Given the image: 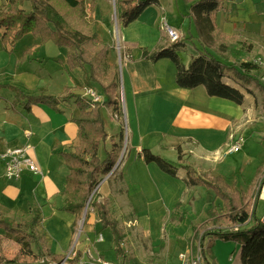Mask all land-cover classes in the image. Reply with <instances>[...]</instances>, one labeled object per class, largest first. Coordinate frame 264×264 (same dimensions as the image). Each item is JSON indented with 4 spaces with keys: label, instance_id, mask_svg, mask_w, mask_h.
<instances>
[{
    "label": "rangeland",
    "instance_id": "374dc122",
    "mask_svg": "<svg viewBox=\"0 0 264 264\" xmlns=\"http://www.w3.org/2000/svg\"><path fill=\"white\" fill-rule=\"evenodd\" d=\"M90 1L84 0V9L88 12L91 10ZM162 2L166 10H169V5L173 3V0H162ZM185 2L187 3L185 0H174L173 11L171 12L169 10L168 13L177 15L175 21L176 23H180L179 31L182 32L189 29V33L192 35L183 38L185 41V49L179 52L182 62L187 64L190 55L195 53V47L199 44L193 39L195 37L193 21L190 18V22L182 19L181 15L186 10ZM94 3L95 6L92 12L93 26L91 30L96 32L98 39L109 44L108 54L117 66L119 75V88L117 90L118 109H113L112 105L103 104L107 98L102 91L100 81L93 82L89 86L82 80L81 85L88 88L94 87L96 93L97 91L101 92L100 94L97 93L101 96V99L95 104L100 105V115L105 120L106 131L112 135L122 131L121 139L119 140L120 149L116 159V161L119 160V164L114 173L107 178L108 180L105 179L106 183L104 184V188L101 187L100 191L105 195L106 187H109L108 181L113 183L114 189H118L114 193L125 189L126 185L123 186L120 179V171H122L128 180L126 183L127 189L129 187V194H126L128 197L127 200L133 204L135 211L125 210L126 201L124 198H121L113 202L115 211L112 213L108 207V199H99L98 191H96L98 202L107 205V208L112 214L111 216L117 222V226L124 233L119 258L114 249L115 243L112 240V234L109 229L100 228L101 224L96 214V208L91 203L96 188L93 189L86 200L85 206L87 204V208L85 209V213L83 209L75 220L73 227V241L75 242L72 245L75 246V244L86 240L88 233L87 225L90 224L94 225L95 229L92 230L93 232L90 231L88 233L87 245L85 246L91 250L92 256L103 258L102 255H98L99 251H103L107 260L117 264H157L158 257L162 255L163 240L169 241V239L175 238L181 245H185L179 249L183 252L187 251L185 248L188 240L190 242L192 238L193 242L191 247L193 251L197 248L201 230H197L195 233V227L197 228L199 223L206 218V210L214 198V192L212 189L202 185L189 186L184 181L185 174L181 179L170 176L160 170L156 164L150 163L149 165H145L146 163L137 157L136 145L142 139L145 144L143 146L149 148L153 154L159 155L173 163L177 159L175 149L169 146H166V148L163 147L161 140H166L169 136H172V129L177 125H180L179 128H181L182 123L187 121L188 117L192 114L187 109L186 104L181 101L180 94L176 90L177 86L174 81L175 67L169 58H161L156 62L147 61L148 66L145 68H143L145 64L133 65L131 78L145 92V95L142 97L146 104L144 110L140 111L137 108L135 112L133 101L129 99L126 91L128 90L129 77L126 71L125 60L123 59V34H127L126 36L129 38L131 44H143V47L147 49L154 48L155 44H157V38L160 36L169 41L164 31L162 35L160 34L158 21L159 7L150 5L146 7L135 22H131L127 26H121L116 19L115 0H95ZM17 6L21 7L25 12L31 9L28 1H20ZM0 10L2 13L8 12V8L3 0H0ZM66 56L67 50L65 47H60L52 41L43 43L40 37L32 33H26L14 43H11L9 37H5V39L1 38L0 30V85H5L0 86V103L6 105L8 101L10 103L14 101L16 92L12 87L20 90L17 81H15L16 78L23 74L24 71L32 70V68L38 70L39 76L42 73L43 77H45L43 83L52 78V85L49 89L50 93L59 92L61 88L57 85L59 82L61 86L64 84L63 82H66L68 85H73L75 82H78L77 76L82 74L83 78V71L87 69L74 68L77 70L76 74L74 69L65 63ZM132 58L135 60L141 58L143 60L140 48L133 50ZM252 58L260 67V71L256 76L258 79L261 74H264V65L263 62L259 63L261 61L259 57ZM50 76L52 77L50 78ZM254 83L253 81H248L246 87L242 90L248 96L253 95V111L261 112L263 110L261 108L263 93ZM54 85L57 87H54ZM37 93H45V91L40 89ZM78 94L92 103L84 91ZM95 104H90V107L93 108ZM73 109L78 114V108L74 107ZM203 112L206 116L208 115L206 109ZM247 128L239 133L237 131V134H241L245 139L239 151L228 153L226 151V145L222 144L218 147L217 159H213L214 152L209 153L210 164L216 166L215 172L227 173L226 176L232 179L234 178L237 182H241V184L244 181L249 182L258 168L257 166L264 163V139L255 134L259 132L258 130L261 131L264 129V120L261 119L260 122H256L253 126H248ZM250 129L254 131L252 132ZM182 146L187 149L189 144L184 141ZM110 149L111 141L109 138L101 141L98 146L99 158L104 160ZM122 149L124 154H121ZM189 165L192 166L191 164ZM152 167L155 169V172L152 170ZM179 170L180 174L185 173V169L180 168ZM159 173L163 176L162 178L157 176ZM103 178L104 176L99 178V182ZM10 182L13 181H8V183ZM103 189L104 193L102 191ZM168 189H171L170 196H176L175 202L177 200H181L182 202V208L178 210L182 213V219L179 222L178 220L176 221L178 224L170 220L175 215L172 213L170 216V214L175 211L178 204L173 205V208L169 206L171 202H173L172 204L175 202L170 197H166L169 196L165 194ZM112 205L111 208H113ZM171 208L172 211H170ZM256 209L257 213L263 211L264 200H258ZM0 210L9 217L12 223L19 222L21 220V214L26 213H20L18 210L5 212V207L0 208ZM87 212L89 219L93 220L95 218L91 223L88 220L86 223L84 222ZM179 227L180 229H178ZM11 233V235L5 234L4 230L0 228V250L3 251L6 257L19 260L24 264H31L37 259L41 261L40 254L42 252L39 249V244L42 245L40 241V228L34 236L29 237L28 241H30L32 251L26 250L16 240L14 235L18 232ZM100 234L103 239L98 241L97 238ZM169 236L172 238H169ZM216 240L213 241L212 247ZM223 245L225 246L224 243H219L215 246L218 248L221 257L228 256V253L233 252L231 247L227 248ZM212 247L211 253L213 254ZM177 251L176 249L175 254ZM162 262L160 261L159 264H162ZM79 264H93V261L91 258L84 256L80 259Z\"/></svg>",
    "mask_w": 264,
    "mask_h": 264
},
{
    "label": "trees",
    "instance_id": "16d2710c",
    "mask_svg": "<svg viewBox=\"0 0 264 264\" xmlns=\"http://www.w3.org/2000/svg\"><path fill=\"white\" fill-rule=\"evenodd\" d=\"M20 1H28L31 9L25 12L17 6ZM3 2L8 12L2 13L0 10L2 39L9 37L10 42L14 43L22 35L32 33L40 37L43 43L52 41L60 47H65L67 50L65 63L73 69H87L83 71V80L86 84L90 86L93 82L100 81L102 91L107 98L103 104L112 105L113 109H118L117 66L107 61L109 44L98 39L96 32L91 30L95 0L90 1V12L84 9V0H3ZM189 2L191 3L188 16L194 23L196 39L201 48H195V53L190 55L187 65L182 62L179 55V52L185 49V41L181 38L169 42L160 36L154 48L140 47L141 57L151 62L169 58L175 67L174 81L177 87L192 89L202 85L209 96L227 99L238 105L244 101V94L239 88L243 89L248 81H253L263 93L261 108L264 110V84L260 82L259 77L258 79L256 77L260 68L258 63L252 59L242 60L241 52L230 47L231 43H228L221 35L213 34L215 27L212 13L221 7L222 0H195L193 2L189 0ZM114 4L118 24L127 26L139 17L146 7L159 5V1L115 0ZM233 43H241L244 46L247 44L250 48L252 47L250 43L236 39ZM228 60L231 62L229 63ZM226 79H230L239 88L226 82ZM12 88L16 92L14 104L24 100L27 103L45 104L57 108L62 103H73L78 108V114L71 118L77 127L76 142L74 141L66 151L61 152L68 173L62 191L63 202L59 209L74 215L81 214L99 178L106 175L115 164L122 131L118 135V140L112 141L106 158L101 160L98 156V146L106 139L107 133L100 115L99 104L94 103V107L91 108L90 101L70 91L69 88H66L61 95L47 93L26 95L19 89ZM176 151L178 159H181L182 153L179 146L176 147ZM137 157L145 163L156 164L160 170L170 176H176L174 164L153 154L147 148H141L137 152ZM262 166H258L256 171L260 172ZM182 167L186 170L187 185H202L210 188L215 197L222 201L221 207L211 205L206 211L205 222L197 227V230H201L199 245L202 249L203 264H216L211 253V247L216 238L232 240L240 244V264H264V219L257 217L255 210L250 212L244 192L232 189L220 176L209 177L198 174L189 165ZM96 191L97 189L92 197V206L96 208L100 228H108L112 234L114 249L120 258L124 233L117 226L107 205L97 201ZM41 218V211L36 206H30L26 213L21 214V220L14 223L0 210V228L5 234L11 235V232H18L14 235L16 240L26 250L32 251L28 240L39 230ZM87 220H89L88 212L85 214L84 222L86 223ZM41 237L42 235L40 236L42 245L39 244L42 252L41 261L37 259L31 264H60L62 261V264H79L83 257L80 250L73 248L74 254L68 257L64 254L53 253L46 247ZM0 264L24 263L6 257L0 250Z\"/></svg>",
    "mask_w": 264,
    "mask_h": 264
},
{
    "label": "crops",
    "instance_id": "0c3cea01",
    "mask_svg": "<svg viewBox=\"0 0 264 264\" xmlns=\"http://www.w3.org/2000/svg\"><path fill=\"white\" fill-rule=\"evenodd\" d=\"M158 1L159 5L156 6L159 7L158 21L160 34H163V30L160 27V18L165 17L167 22L179 32L181 36L180 38H187L191 35L189 29H187V31H179L180 23H176L175 21L177 15L174 13L173 15L168 13L169 10L171 12L173 11L172 7H174V0L173 3L169 5V10H166L162 0ZM185 1H187V3L185 2L186 10H184L181 16L183 20H188L190 22L188 12L191 2H189V0ZM193 1L195 0H192V2ZM212 17L215 27L213 34L215 36L221 35L228 43H231L230 47L241 52L242 60H254L252 57H259V59H261L260 63L263 62L264 65V0H222L221 7L212 13ZM133 22H135V20ZM126 35L127 34H123L122 38L124 41L122 43L124 49L123 59L125 60L126 71L129 77L127 85L128 90L126 91L129 99L133 101L135 112L137 108L142 111L146 108V104L142 99L145 92L139 85L133 82L131 78V70L133 69L134 64H145L143 66V68H145L148 66V63L145 59L142 60L139 58L135 60L132 58L133 50L143 47V44H131ZM158 39L159 37L157 38V41ZM193 39L198 42L196 39V29L195 37ZM235 39L250 43L252 47L250 48L247 44L245 46L241 43L235 44L233 43ZM198 44L199 45L195 48H201L199 42ZM107 61L109 64L114 63V60L110 59L109 54L107 55ZM228 61L229 63L231 62V60ZM74 72L76 73L77 70L74 69ZM51 77L52 76H50V78ZM44 79L45 77H43L42 73H40L39 76L38 70L32 68V70L24 71V73L18 76L15 81H17L20 90L26 95H36L40 89L44 90L47 94L61 95L66 88H69L70 91L74 93H81L85 88H88L81 85L83 80L82 74L77 76L78 82H75L73 85H68L66 82H63L64 84L61 86L59 82L57 84L58 87H61L59 92L50 93L49 89L52 85V78L43 83ZM225 81L238 87L234 82L228 79ZM55 86L56 85H54V87ZM91 88L96 91L94 87ZM239 89L243 92L242 88ZM176 90L180 94L181 101L186 104L187 109L190 110L192 114L188 117L187 121L182 123L181 128H179L180 125H177L172 129V136H169L166 140H161L162 146L165 148L166 146H169L176 151V147H180L182 158L178 159L176 151L177 159L173 161L176 167L175 177L181 179L185 174L184 181L186 182V170L185 173L180 174L179 169L183 168V165L189 164L192 165L191 167H193L198 174L207 175L209 177L220 176L232 189L244 192L246 202H248V204L250 203L251 211V196H253L256 190L259 172L256 174L257 171H255L253 178L249 182L244 181L243 184H241V182H237L234 178L232 179L226 176L227 173L223 174L221 172H215L214 170L216 169V166L210 164L211 160L209 158V153L214 152L213 159H217L219 152L218 147L222 144L227 145L229 135L237 133V131L238 133L244 131L245 128L248 129V126H253L256 122H260L261 119L264 120V110L261 112H254L252 105L254 97L252 94L248 96L244 92V101L241 105H238L227 99L209 96L202 85L196 86L192 89L177 87ZM97 93L100 94L101 92L97 91ZM74 107L76 106L73 103H62L55 108L45 104L38 105L27 103L24 100L20 101L18 104H14L13 101H11V103L8 101L6 105L0 103V151L9 146H18L24 143H29L32 148H30L28 152L43 171L42 177L25 174L19 179L12 180L13 182L8 183L10 180H6L3 168L0 166V208L5 207V212L18 210L20 213H23L27 212L30 206L38 207L42 214L39 228L46 247L53 253L64 254L65 256H67L70 250L74 247L75 250H80L83 253V251L88 248L85 246L87 245L88 233L95 229L94 225L88 224L86 240L73 246L72 243L74 244L75 241H73L74 234L72 227H74L77 215L59 209L63 202L62 191L65 187V178L68 173L61 152L66 151L68 146L76 140L77 127L76 124L71 121V118L77 115L76 110L73 109ZM205 109L208 113L207 116L203 112ZM103 121L105 127V120L103 119ZM25 130L31 131L29 137L24 135ZM263 130H258L259 132H256L255 134L263 138ZM251 131L253 132L254 130ZM106 133V139L109 138L112 144V141L118 140L120 132L117 134L115 133L114 135L107 131ZM139 141L140 142L136 145L137 152L141 148H147L143 146L145 144L142 139ZM184 141L189 144L187 149L182 146ZM163 150L165 149L163 148ZM149 164L150 163H146L145 165ZM262 165L264 167V163ZM152 170L155 172L153 167ZM120 172L122 184L123 186L126 185L125 189H121L114 193V191L118 189H114L113 183L108 181L109 187H106V193L104 195L100 191V188H104V184L106 183V181H103L97 190L99 199H108V207L113 213L115 211L113 202L124 198L126 201L125 210H132L134 212L135 209L133 204L127 200L128 197L126 194H129V187L127 189L126 184L128 181L127 177L122 171ZM157 176L160 178L163 177L160 173ZM102 191L104 193V189ZM165 194H168L169 196L166 197H170V199L175 202L176 196H170L171 189H168ZM257 202L254 205L255 214L257 217H262L264 215V209L261 213H257ZM172 203L173 202L169 204L172 208L176 203L178 205L175 208V211L171 212L170 216L172 213L175 215L172 216L170 220L171 222L178 224L176 221L178 220L179 222V220L182 219V213L178 211L182 208V202L181 200H177L174 204ZM213 204L217 207H221L222 201L214 195L209 208ZM111 205L113 208H111ZM172 208L170 211H172ZM206 218L203 219L199 225L205 222ZM93 220H95V218H93ZM93 220L89 219L88 221L91 223ZM178 229H180V227ZM196 231L197 228L195 227V233ZM169 238L172 237L169 236ZM216 239L217 240L212 247V255L216 264H240V244L232 240ZM163 241L162 255L161 257H158V263H156L159 264L160 261H163L162 264H179L178 255L179 253H182L179 249L185 245H181L175 238L169 239V241ZM192 242V238L190 242L188 240L185 250L187 249L188 251L190 249ZM219 243H224L227 248L231 247L233 252L230 254L228 253V256L221 257L218 248L215 247ZM176 249L178 250V254H175ZM73 254H71V256ZM98 255H102L103 258L107 260L103 251H99Z\"/></svg>",
    "mask_w": 264,
    "mask_h": 264
},
{
    "label": "built area",
    "instance_id": "2783aa9c",
    "mask_svg": "<svg viewBox=\"0 0 264 264\" xmlns=\"http://www.w3.org/2000/svg\"><path fill=\"white\" fill-rule=\"evenodd\" d=\"M160 27L166 33L169 42L176 41L180 38L179 32L167 22L165 17L160 18ZM259 80L264 84V74L263 75L261 74L259 76ZM84 92L85 95L90 98L92 104L99 102L101 99V96L98 95L96 91L92 88H87L84 90ZM24 135L26 137H29L31 135V131L25 130ZM244 140L245 139L241 134H237V133L230 134L229 141L226 145V151L228 153L239 151L242 147ZM30 148H32V146L29 143H24L18 146H9L6 147L4 150L0 151V166L3 168L4 176L7 179L16 180L25 174L40 176V177L43 176L42 169L28 152ZM121 154H124L123 149ZM118 164H119V160H117L116 163L113 165V167L110 169V171L106 175H104L102 181H105V179H107L108 177H110V175L114 173V171L117 169ZM102 181L98 182V184L95 187L96 189L100 186ZM251 198H252L251 199V203H252L251 211H252L254 210V205L258 200L260 199L264 200V167L259 172L258 182L256 184V190L253 196H251ZM86 208H87V204H86ZM262 218L264 219V215L262 216ZM102 239L103 238L100 234L97 240L101 241ZM71 254H73V249L68 253L66 257L71 256ZM84 256L91 258L93 264H117L110 260H106L98 256L97 257L92 256L91 250L89 248L83 251V257ZM178 259H179V264H203L201 259V247L199 245V240L197 243V248L194 249V251L191 247L188 251L179 253ZM62 263L63 261L60 264Z\"/></svg>",
    "mask_w": 264,
    "mask_h": 264
},
{
    "label": "water",
    "instance_id": "95a60500",
    "mask_svg": "<svg viewBox=\"0 0 264 264\" xmlns=\"http://www.w3.org/2000/svg\"><path fill=\"white\" fill-rule=\"evenodd\" d=\"M85 209H86V206H85V208H84V213H85Z\"/></svg>",
    "mask_w": 264,
    "mask_h": 264
}]
</instances>
